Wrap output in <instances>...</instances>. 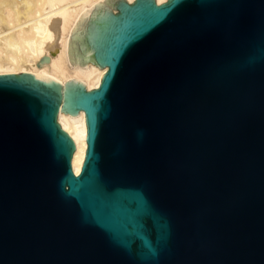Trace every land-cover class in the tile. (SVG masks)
<instances>
[{"label": "water", "instance_id": "95a60500", "mask_svg": "<svg viewBox=\"0 0 264 264\" xmlns=\"http://www.w3.org/2000/svg\"><path fill=\"white\" fill-rule=\"evenodd\" d=\"M68 58L0 75V264H264V0H104Z\"/></svg>", "mask_w": 264, "mask_h": 264}, {"label": "bare ground", "instance_id": "6f19581e", "mask_svg": "<svg viewBox=\"0 0 264 264\" xmlns=\"http://www.w3.org/2000/svg\"><path fill=\"white\" fill-rule=\"evenodd\" d=\"M103 1L0 0V75L41 72L60 85L74 79L85 84L87 91L97 89L107 67L99 69L90 62L84 67L72 66L68 40L81 14ZM155 2L160 5L167 0ZM57 122L74 143L72 165L77 176L87 148L85 114L58 113Z\"/></svg>", "mask_w": 264, "mask_h": 264}]
</instances>
